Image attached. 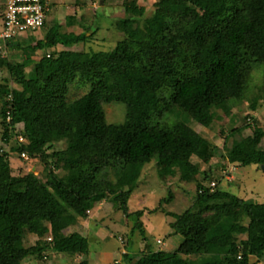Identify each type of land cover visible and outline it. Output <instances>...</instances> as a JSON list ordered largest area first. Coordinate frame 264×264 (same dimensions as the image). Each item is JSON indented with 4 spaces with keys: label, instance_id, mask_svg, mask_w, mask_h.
<instances>
[{
    "label": "trees",
    "instance_id": "trees-1",
    "mask_svg": "<svg viewBox=\"0 0 264 264\" xmlns=\"http://www.w3.org/2000/svg\"><path fill=\"white\" fill-rule=\"evenodd\" d=\"M7 1L0 0V34L7 26ZM113 1L74 0L79 24L65 41L75 45L94 37L91 22L101 12L86 19V9L94 2L112 7ZM41 3L42 24L0 36V264L32 258L89 264L95 245L83 219L107 207L104 203L111 216L129 219L133 182L153 159L181 167L183 178L196 183L182 212L164 210L162 201L148 210H164L170 238L180 235L183 248L198 258L189 262L182 250L166 254L147 242L136 261L130 232L118 227L111 234L123 233L125 264H264V201L253 185L246 191L250 198L231 192L236 168L228 166L264 164L261 117L249 108L239 124L231 111L249 94L248 82L259 69L258 90L264 92V0H119L124 16L107 22L120 36L111 49H75L52 71L46 53L29 71V90L15 96L10 77L2 76L9 70L25 80L13 54H34L57 34L48 27L45 39L26 38L30 29L46 25L50 9ZM203 44L209 45L205 51ZM73 85L85 90L72 95ZM223 101L221 110L231 114L233 127L221 124L214 131L210 126ZM112 102L122 105V118H107L104 105ZM22 152L41 162V175L13 173L14 156L22 161ZM217 153L221 157L214 163ZM221 169H229V177L220 176ZM125 172H135L126 185L116 180Z\"/></svg>",
    "mask_w": 264,
    "mask_h": 264
},
{
    "label": "rangeland",
    "instance_id": "rangeland-1",
    "mask_svg": "<svg viewBox=\"0 0 264 264\" xmlns=\"http://www.w3.org/2000/svg\"><path fill=\"white\" fill-rule=\"evenodd\" d=\"M74 0H54L51 3V10L47 12L46 17V25L38 27L36 30L30 29L28 32L27 39H35L37 41L39 38H43L44 34L47 32L49 28H57L53 39L44 40V42L40 45L37 51L32 50V54L30 55L28 52H17V54H13L11 57L12 61L16 68L19 66L22 67L23 75L22 80L17 78L16 72L13 73L9 70H4L2 72V76L10 77L11 83L13 84L12 88L14 90L13 94L15 96L24 93V91H28L27 81L29 80V75H31V68L37 66V63L45 61V54L49 55L51 60L48 64L49 70H54L55 66L64 62L67 57L72 54V51L75 49H82L85 51H98V50H108L111 49L116 40L120 37L119 33L116 32V28H109L108 23L111 20H115L119 17L124 16V11L117 2L119 0L113 1L115 5L112 7H100L96 2L93 3V7H88L85 12L86 19L90 17H95V13L100 11L101 16L98 18H94L95 22H91V30L95 29V35L92 38L87 40H82L80 43L73 45V43H69V41H65L66 34L70 33L73 29L77 28L78 25L75 21V7L72 6V2ZM150 4L152 0H146ZM3 8V7H1ZM154 12V6L149 5L147 8V12L145 15V19H152ZM85 19V20H86ZM73 23V24H72ZM76 23V24H75ZM79 24V23H78ZM1 25V23H0ZM90 25V22H89ZM90 30V31H91ZM45 39V38H43ZM34 41V42H35ZM209 45L203 44L201 45V50L205 51ZM20 69V68H19ZM20 71V70H19ZM30 71V72H29ZM258 74H255V77H250L248 82V91L249 94L245 97L244 101L239 105V107L234 106L232 110L235 114H233L236 118V122L239 124H244L246 122L244 111L249 109V111H256L255 113L261 117L262 126H264V92H260L259 88V79L262 75V69H259ZM14 74V75H13ZM27 80V81H26ZM2 79H0V82ZM39 81V79H38ZM77 88V89H76ZM72 95L80 94L85 89L83 86H74L72 87ZM226 101H223L221 106H218L214 113V122L211 123L210 128L216 131L221 124H225V127L229 129L232 128V123L229 118H231V114L225 116L221 110L222 106H226ZM104 108L107 113V118L109 120L120 119L122 118V105L119 103H109L105 104ZM253 113V112H252ZM229 120V121H228ZM21 139V138H20ZM214 140L221 146L222 141L220 138H214ZM264 143L260 145L263 147ZM223 150V149H222ZM221 153H217L213 156V161L216 162L221 157ZM21 156L24 160L19 161L18 156H14V159L18 160L16 164L13 165V173L14 174H25L28 172H34L35 174L41 175L43 165L39 162L35 156L29 155L27 152H22ZM181 160H179V164ZM200 165V161L197 162ZM236 163H231V168H234ZM253 164L258 166L256 162H252L246 165L236 164L235 172L233 173L235 177L236 183L230 187V191L236 193L242 197L250 198L249 192H246L252 188V185L257 188V199L260 201H264V170L259 167L254 168ZM262 165V164H261ZM208 166V163L204 164V169ZM218 171V170H217ZM216 171V172H217ZM222 169L220 172V176H222ZM138 176L134 180L136 181V185L133 189L132 196L129 200L130 210L132 215L129 217H121L111 216V210H109L108 203H104L107 207H101L98 210L95 209V214L87 215L83 219V226L87 228L89 232V236L91 240V245L93 249L88 255V263L89 264H125L126 256L125 252L128 250L122 243L123 236L120 232L116 236H112V231L114 232L118 227H121V231L130 232V235L127 234V237L132 241L131 249H133L136 253L134 254V259L136 261L142 260V253L139 252V247L141 244L150 243L155 249H165L166 254H170L174 251H184V254L187 255V260L190 262L197 261L198 256L192 254V251H188L183 248L184 238L180 235L170 236L168 235L169 230H171L169 226V220L166 217V213L163 211L165 209L175 212H182L187 208V206L191 203L192 191L194 190L196 183L193 182L192 179L183 178V171L181 167H176L172 163H167L164 165L162 162H158L157 159H153V161L149 164L142 166L141 170L138 171ZM134 173L125 172L116 180L121 184H128ZM198 178H203V174L197 175ZM242 183V185L240 184ZM225 185V184H224ZM168 199V200H167ZM164 200V201H163ZM163 203V211H150V208H157L160 206V203ZM107 208V209H106ZM142 210L143 212L139 213L137 210ZM110 217H109V216ZM106 217V219L104 218ZM128 221L127 224L123 223V221ZM122 223V225H121ZM171 223V222H170ZM108 226V234L102 227ZM80 225L78 226V228ZM106 228V227H105ZM112 230V231H111ZM129 235V236H128ZM180 237V238H179ZM174 243L173 245L170 244ZM158 243V244H157ZM161 244V245H160ZM124 246V247H123ZM125 250V252H123ZM116 260V261H115ZM53 261H49L48 263H52ZM81 264L79 261L76 262ZM75 263V264H76ZM24 264H46L43 260L39 258H32L24 262ZM67 264V263H66Z\"/></svg>",
    "mask_w": 264,
    "mask_h": 264
},
{
    "label": "built area",
    "instance_id": "built-area-1",
    "mask_svg": "<svg viewBox=\"0 0 264 264\" xmlns=\"http://www.w3.org/2000/svg\"><path fill=\"white\" fill-rule=\"evenodd\" d=\"M8 10L6 13V29L0 36L9 37L17 28H34L44 22L45 8H43L41 0H8ZM50 0H45L48 8ZM10 120L11 117H8ZM23 139L22 136H20ZM229 169H223V174L227 177ZM217 181L210 182L211 187H215ZM125 251V250H123Z\"/></svg>",
    "mask_w": 264,
    "mask_h": 264
},
{
    "label": "clouds",
    "instance_id": "clouds-1",
    "mask_svg": "<svg viewBox=\"0 0 264 264\" xmlns=\"http://www.w3.org/2000/svg\"><path fill=\"white\" fill-rule=\"evenodd\" d=\"M53 1H54V0H50V2H49V5H48V6H49V9H50V10H51V3H52ZM231 163H232V162H231ZM231 163H229V164H231ZM262 165H263V164H262ZM228 166L230 167L231 170H233V169L236 168V167H235L236 164L234 165V168H231V165H228ZM262 169H263V167H262ZM263 170H264V169H263ZM216 184H217V183H216Z\"/></svg>",
    "mask_w": 264,
    "mask_h": 264
},
{
    "label": "crops",
    "instance_id": "crops-1",
    "mask_svg": "<svg viewBox=\"0 0 264 264\" xmlns=\"http://www.w3.org/2000/svg\"><path fill=\"white\" fill-rule=\"evenodd\" d=\"M253 167L256 168L257 166H256L255 164H253ZM91 252H93V251H91ZM91 252H90V253H91Z\"/></svg>",
    "mask_w": 264,
    "mask_h": 264
},
{
    "label": "water",
    "instance_id": "water-1",
    "mask_svg": "<svg viewBox=\"0 0 264 264\" xmlns=\"http://www.w3.org/2000/svg\"><path fill=\"white\" fill-rule=\"evenodd\" d=\"M263 169H264V164L262 165Z\"/></svg>",
    "mask_w": 264,
    "mask_h": 264
}]
</instances>
